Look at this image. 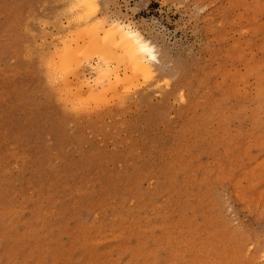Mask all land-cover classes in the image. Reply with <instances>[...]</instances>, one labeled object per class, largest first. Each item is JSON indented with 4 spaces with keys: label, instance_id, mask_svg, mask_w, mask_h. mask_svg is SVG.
Here are the masks:
<instances>
[{
    "label": "rangeland",
    "instance_id": "1",
    "mask_svg": "<svg viewBox=\"0 0 264 264\" xmlns=\"http://www.w3.org/2000/svg\"><path fill=\"white\" fill-rule=\"evenodd\" d=\"M69 1L0 0V264H264V0H95L157 62L60 76Z\"/></svg>",
    "mask_w": 264,
    "mask_h": 264
},
{
    "label": "bare ground",
    "instance_id": "2",
    "mask_svg": "<svg viewBox=\"0 0 264 264\" xmlns=\"http://www.w3.org/2000/svg\"><path fill=\"white\" fill-rule=\"evenodd\" d=\"M69 3L71 4V6H70L71 9H73V11L75 12L74 15L79 13L78 20H79L80 24H81V21H83V23H84V20L87 21L86 28L84 27L82 29V32L81 33L79 32L80 35L86 39V41L83 44L84 49L81 48V50H77V49H73L71 45H67V46H65V49H63V51H61V54L58 55L59 61L57 64H58V70H60V76H61L62 72H64L63 75L65 76L67 74L68 70H71L73 64L78 63L77 58H79L78 55L81 52L87 54V56H89V57H91L92 55H96V54L100 55L101 54L102 56L101 55L100 56L101 57L104 56L105 57L104 59L108 60L107 62H109L110 60H113L119 64L124 62V63H127L130 66H132L135 71L142 72L144 74L149 73V70H151L150 69L151 68V66H150L151 61L157 62V56H156L154 48L151 45H149L147 42L143 41L139 34L132 31L128 25L126 26V25H123L119 22H116L115 28H118L119 31H118V33L116 31H114V33L119 34L120 40L117 39L116 37L114 39H113V37L108 38L109 37L108 35H107L108 36L107 39H102V37L99 36L100 35L99 31L101 28H103V30H104V25L106 23L105 20L103 19L102 21L94 22V23H93V21L90 22V20L92 18L91 16L93 14H95L94 12L98 9V8L96 9V6H97L96 1L95 0H71V1H69ZM69 11H71V10H69ZM76 20H77V18H76ZM103 30H102V32L106 33V30L105 31H103ZM98 36L101 38V40ZM81 40L83 41V39H81ZM54 62H53V66H54ZM80 64H77L74 67L80 68V66H79ZM108 67L109 66L106 65V67H105L106 69L103 70L104 74L103 75L101 74L102 76H104L103 78H105V79H109V77L111 75V71ZM51 68H52V66H51ZM73 70H74L73 72L76 71L75 75H76V79H77L78 83L82 87L87 88V90H88L87 92H88V94H90L89 96L91 98H93V99L96 98L95 97V88L88 81L89 78H88V80H87V78L85 79V77H84L85 74H83L82 70H80V71H79V69H76V70L73 69ZM73 72H72V74H73ZM80 72H82L83 76L81 75ZM58 75H59V72H58ZM60 80H62V79H60ZM78 89H80V88H78ZM99 94L100 93L96 94L97 97Z\"/></svg>",
    "mask_w": 264,
    "mask_h": 264
}]
</instances>
